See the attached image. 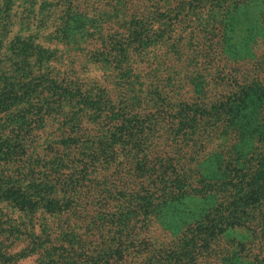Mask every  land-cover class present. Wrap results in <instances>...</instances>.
<instances>
[{"label": "trees", "instance_id": "16d2710c", "mask_svg": "<svg viewBox=\"0 0 264 264\" xmlns=\"http://www.w3.org/2000/svg\"><path fill=\"white\" fill-rule=\"evenodd\" d=\"M18 1L0 260L264 264V0Z\"/></svg>", "mask_w": 264, "mask_h": 264}, {"label": "rangeland", "instance_id": "374dc122", "mask_svg": "<svg viewBox=\"0 0 264 264\" xmlns=\"http://www.w3.org/2000/svg\"><path fill=\"white\" fill-rule=\"evenodd\" d=\"M0 1H3V0H0ZM13 1H16V0H13ZM36 1H41V0H36ZM56 1L57 0H47L46 2H56ZM18 2L20 3L21 0ZM45 25H47V23ZM31 28H33V26H31ZM48 32H50V31H46V33H48ZM48 47L49 48H56L58 51H60L62 53V55L64 53V48L56 45L55 43L50 44V46L48 45ZM201 172H205L204 167L198 166V165L191 167V170H190L191 175L200 174ZM24 247H25L24 242H20L16 246L12 247L9 250L10 255H8V257H7L10 259H2V260H0V264H39L38 261L35 260L34 257H31V256H27L25 258H20V259H15L19 253L21 254V253L25 252Z\"/></svg>", "mask_w": 264, "mask_h": 264}]
</instances>
